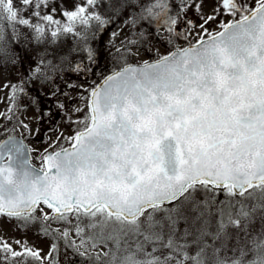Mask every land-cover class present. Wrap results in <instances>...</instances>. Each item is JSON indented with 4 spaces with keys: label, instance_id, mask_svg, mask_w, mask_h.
<instances>
[{
    "label": "snow or ice",
    "instance_id": "obj_1",
    "mask_svg": "<svg viewBox=\"0 0 264 264\" xmlns=\"http://www.w3.org/2000/svg\"><path fill=\"white\" fill-rule=\"evenodd\" d=\"M205 3L0 0V64H29L4 119L26 82L88 76L97 37L124 34L100 82L67 84L70 135L41 151L5 129L0 220L52 243L0 236V264H59L61 243L83 264H264V0Z\"/></svg>",
    "mask_w": 264,
    "mask_h": 264
},
{
    "label": "rangeland",
    "instance_id": "obj_2",
    "mask_svg": "<svg viewBox=\"0 0 264 264\" xmlns=\"http://www.w3.org/2000/svg\"><path fill=\"white\" fill-rule=\"evenodd\" d=\"M214 6V0H206L204 6L205 14L210 13ZM188 16L199 23V17L194 11H189ZM210 27L214 28L215 25ZM119 31L117 24L111 25L107 30L100 34L94 42L95 47L100 51L101 55L98 58V64L95 66V72L90 73L88 76L77 77L71 72L70 68H65L63 78H56L47 82L34 80L26 82L27 95L22 96L16 101L15 114L11 120L0 117V139L5 137V129H12L16 127V135L23 136L31 148L40 149L41 151L46 146L45 141L51 137L55 139L59 132H64L66 135L72 133L75 125H70L68 117L76 119L78 113L74 112V106L82 104L79 98V89H69L67 84L74 82L77 84H84L85 87L93 82H100L104 75H107L114 67L115 58L119 55L116 48L120 47V41L124 38L121 33L114 40V46L110 45L113 39L111 33ZM127 32V29H125ZM183 45V41H180ZM160 48L161 53H164L166 46L156 45ZM153 53H142L139 57H133L129 60L130 63L141 62L144 59H154ZM29 64L28 60L23 62V67L20 65L12 66L8 64L6 67L0 64V113H7L10 107L9 97L12 95L11 85L19 84L22 77L26 74ZM9 85V87H5ZM59 89L56 95H52ZM68 92L69 96L62 95L61 93ZM58 103L64 104L65 108L62 111L57 105ZM11 115V114H9ZM22 121L29 125L32 129V134L28 135L24 129L20 127L19 122ZM39 129V134L36 130ZM39 153H32V162L35 166L39 167L38 157ZM224 199L223 194L219 197ZM0 236H4L9 240L21 239L26 240L30 245L38 247L42 250V254H47L51 238H42L37 236L33 231L24 233L16 229L12 224L6 220H0ZM59 264H83L82 258L74 255L71 250H65L63 244L60 246V253L58 256Z\"/></svg>",
    "mask_w": 264,
    "mask_h": 264
},
{
    "label": "water",
    "instance_id": "obj_3",
    "mask_svg": "<svg viewBox=\"0 0 264 264\" xmlns=\"http://www.w3.org/2000/svg\"><path fill=\"white\" fill-rule=\"evenodd\" d=\"M18 137H21L20 135H17ZM5 138V137H4ZM4 138H2V139H4ZM25 142L29 145V143H28V141L25 139ZM30 146V145H29ZM33 164V163H32ZM33 166H35L34 164H33ZM35 167H37V166H35Z\"/></svg>",
    "mask_w": 264,
    "mask_h": 264
}]
</instances>
